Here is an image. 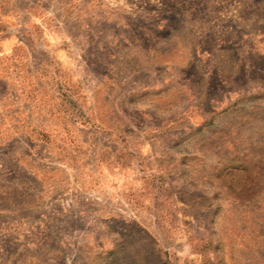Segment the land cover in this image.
<instances>
[{
    "label": "rangeland",
    "instance_id": "374dc122",
    "mask_svg": "<svg viewBox=\"0 0 264 264\" xmlns=\"http://www.w3.org/2000/svg\"><path fill=\"white\" fill-rule=\"evenodd\" d=\"M0 72V264H264V0H0Z\"/></svg>",
    "mask_w": 264,
    "mask_h": 264
},
{
    "label": "crops",
    "instance_id": "0c3cea01",
    "mask_svg": "<svg viewBox=\"0 0 264 264\" xmlns=\"http://www.w3.org/2000/svg\"><path fill=\"white\" fill-rule=\"evenodd\" d=\"M3 80V76L0 72V81ZM3 97L2 94L0 92V146L2 147L5 142H11L12 140L14 141L16 139V135L14 134L13 136L9 133H5L3 130V124L5 123V121H7L6 116L4 114V106H3ZM20 160V156L18 154L17 157ZM20 163V164H19ZM18 166L19 169H26V171L28 173H31L30 169H28V165H24L23 162L20 160V162H18ZM33 170V169H32ZM33 173L36 174V169L34 168ZM1 185V184H0ZM5 187L10 188V189H15V188H21L19 187V184H16L15 182H8L7 184H5ZM24 189V188H22ZM27 191H31L29 189H27ZM4 200V204L6 205L5 207H7V209L1 208L0 207V213L2 214H14L15 212H19L21 210H33L36 208V204H32V203H28V202H16L14 200H11V198L6 197L3 199Z\"/></svg>",
    "mask_w": 264,
    "mask_h": 264
}]
</instances>
